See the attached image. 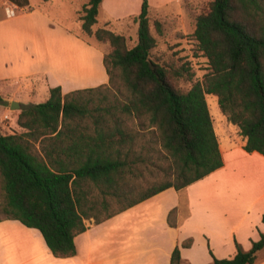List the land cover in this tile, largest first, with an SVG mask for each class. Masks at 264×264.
I'll use <instances>...</instances> for the list:
<instances>
[{
  "label": "trees",
  "instance_id": "trees-1",
  "mask_svg": "<svg viewBox=\"0 0 264 264\" xmlns=\"http://www.w3.org/2000/svg\"><path fill=\"white\" fill-rule=\"evenodd\" d=\"M26 6L28 0H9ZM102 0L82 6V29L91 26ZM148 0L135 17L137 41L99 27L108 82L23 105L22 132L0 134V212L40 231L56 257L75 253L74 237L95 224L167 189L179 191L223 165L206 95L247 138L244 150L264 155V0H211L196 15L193 36L207 72L184 90L176 82L188 67L151 56ZM154 26L160 32L159 21ZM1 100V98H0ZM175 208L167 222L176 226ZM264 222V216L262 218ZM176 245L170 264H189ZM230 258L208 264H253L264 233L248 250L235 243Z\"/></svg>",
  "mask_w": 264,
  "mask_h": 264
},
{
  "label": "crops",
  "instance_id": "crops-1",
  "mask_svg": "<svg viewBox=\"0 0 264 264\" xmlns=\"http://www.w3.org/2000/svg\"><path fill=\"white\" fill-rule=\"evenodd\" d=\"M28 1L19 6L0 0V97L6 104L1 116H9L17 131L22 130L17 124L21 108L11 111V101L22 107L47 100L51 87L59 86L64 95L108 82L104 52ZM106 1L96 21L110 28V16L100 18ZM6 8L13 12L7 14ZM75 52L83 56L85 73L79 70L82 63ZM207 105L222 155L220 168L179 191L167 188L101 223L87 220L88 228L74 237L72 256H54L38 229L2 219L0 264H170L174 247L190 237L191 245L180 248L182 261L189 264H208L213 256L233 257L236 242L248 250L264 233V155L244 150L247 138L227 120L217 98ZM173 208L176 226L167 222ZM253 264H264V247Z\"/></svg>",
  "mask_w": 264,
  "mask_h": 264
},
{
  "label": "rangeland",
  "instance_id": "rangeland-1",
  "mask_svg": "<svg viewBox=\"0 0 264 264\" xmlns=\"http://www.w3.org/2000/svg\"><path fill=\"white\" fill-rule=\"evenodd\" d=\"M142 0H107L100 12V18L110 16L111 27L107 28L97 21L91 26L92 33L89 34L82 29V6L88 0H30L32 7H40L53 15L56 19L70 28L85 41L97 46L103 52L110 50L106 40H99L95 37L94 31L103 27L114 30L113 32L123 34L126 37L128 47L133 46L137 41V23L134 21L140 11ZM211 0H148V16L150 31L156 39V45L151 51L153 58H158L161 63L174 66L183 65L188 67L190 74H184L176 82L181 89L187 90L197 80H201L207 70V59L198 49V44L193 36L195 19L203 10L207 9ZM131 13L129 16L127 13ZM112 16V17H111ZM117 16L119 20H117ZM135 16V17H134ZM154 21H159L160 32L155 29ZM82 65L79 70L86 72L83 56L75 52ZM88 70V67H87ZM70 77L71 74L68 73ZM77 74L73 75L74 79ZM0 116L6 104L0 97ZM208 104L216 101V96L206 95ZM22 108V107H21ZM18 109H11L16 112ZM4 115V114H3ZM11 123L9 116L0 117V134H10L17 131ZM2 190L0 188V200ZM3 213L0 212V217ZM92 219V218H91ZM90 220V219H89ZM93 220V219H92Z\"/></svg>",
  "mask_w": 264,
  "mask_h": 264
},
{
  "label": "water",
  "instance_id": "water-1",
  "mask_svg": "<svg viewBox=\"0 0 264 264\" xmlns=\"http://www.w3.org/2000/svg\"><path fill=\"white\" fill-rule=\"evenodd\" d=\"M9 107H10V109H20L21 108L19 102H17V101H11Z\"/></svg>",
  "mask_w": 264,
  "mask_h": 264
},
{
  "label": "built area",
  "instance_id": "built-area-1",
  "mask_svg": "<svg viewBox=\"0 0 264 264\" xmlns=\"http://www.w3.org/2000/svg\"><path fill=\"white\" fill-rule=\"evenodd\" d=\"M5 12L7 13V14H9V13H11V12H13L11 9H9V8H6L5 9Z\"/></svg>",
  "mask_w": 264,
  "mask_h": 264
}]
</instances>
